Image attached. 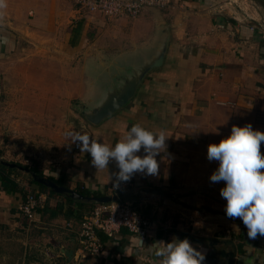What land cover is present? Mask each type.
Masks as SVG:
<instances>
[{
    "label": "crops",
    "instance_id": "crops-1",
    "mask_svg": "<svg viewBox=\"0 0 264 264\" xmlns=\"http://www.w3.org/2000/svg\"><path fill=\"white\" fill-rule=\"evenodd\" d=\"M66 1L61 7L55 0H6V8L0 10L4 23H13L12 18H19L28 8L36 13L37 26L28 31L15 21L14 31L0 27V76L6 72L1 59L6 45L11 47L17 36L26 33L45 40L35 43L37 49L63 51L66 62H77L81 73L78 78L47 76L43 85H16L11 90L12 94H45L50 107L60 99L85 94L89 72L85 63L94 70L91 81L99 83L104 70L117 80L125 76L121 81L143 71L134 96L117 115L100 124H84L79 133L114 147L135 124L164 132L167 148L156 157L158 174L135 173L132 185L122 194L126 192L127 199L151 217L156 227L146 239L126 228L113 234L101 232L103 252L79 258V222L93 207V200L75 198L80 202H70L65 197L68 194L40 191L32 182L26 186L12 171L10 177L17 188H5L0 178V264H159L157 257L148 254V246L156 241L171 242L176 232L177 239L187 238L197 250L206 251L207 246L197 245L195 237L206 240L214 231L210 204H196V213L171 204L154 189L173 181L175 194H193L196 197L188 201L197 203L198 195L213 193L197 181L209 179V161L196 154L191 159L195 163L190 166V188H182L178 170L187 155L176 148L191 144L204 147L206 153L208 145L228 136L233 125L251 124L254 130L264 132V9L259 6L252 14L243 0H168L167 6L148 7L137 17L108 18L81 13ZM150 66L153 68L144 70ZM0 81L4 86L5 81ZM261 152L264 154V143ZM63 155L67 157L66 168L52 169L49 178L64 176L71 189L79 191L81 187L104 194L117 183L114 173L119 169L114 161L108 168L96 169L90 154L81 152L75 143ZM137 155L143 156V149ZM31 185L36 189L33 192L46 195L45 207L32 223L19 210ZM222 217L219 230L229 227V218ZM199 226L203 227L200 231ZM227 237L236 241L237 264H264V237L249 239L247 229ZM222 247L221 254L225 252Z\"/></svg>",
    "mask_w": 264,
    "mask_h": 264
},
{
    "label": "rangeland",
    "instance_id": "rangeland-1",
    "mask_svg": "<svg viewBox=\"0 0 264 264\" xmlns=\"http://www.w3.org/2000/svg\"><path fill=\"white\" fill-rule=\"evenodd\" d=\"M243 2V6L245 5L252 14H255L259 6L264 9V0H243ZM55 3L61 7L67 5L66 0H55ZM31 10L27 8L19 18H12L13 23L7 22L8 20L4 23L5 20L0 19V27L4 25L13 28L12 30L14 31V23L16 21L18 26L21 25V27H25L29 31L31 27L37 26L34 21L36 13L31 12ZM22 36H17L11 47L6 45L1 58L4 60L6 72L0 76L2 81H5L4 86L0 81V90H2L0 92V163L2 164L1 161L4 160L17 163L25 168H38L44 173L43 176L48 177L52 169L62 170L66 168L67 157L63 155V152L71 144L67 134L69 132H80L84 124H94L87 118L85 113L105 100L104 96L107 90L112 88L109 81L111 77L104 70L101 73V83L91 81L93 80L94 70L89 68L90 64L87 65L85 63L86 70L89 71L86 74L85 94L79 97L71 96L60 99L52 105L53 107L49 106L50 101L45 94H12L11 90L14 87L16 88V85H20L22 88L23 86H31V84L40 86L43 85L47 76L81 77V73L79 74L77 70V62L73 64L67 63L66 55L63 51L51 52L41 48L37 49L35 43L45 42L44 39L40 41V39L30 33ZM100 85L101 87L96 90L95 87L97 88ZM3 91L10 94H3ZM38 101L39 103L36 105ZM46 106L47 108H45ZM121 109L114 114L117 115ZM106 120L107 118L104 119V121ZM171 151H174V148H171ZM176 151L178 153L185 152L187 155V158H183L181 169L178 172L182 188H190L192 181L190 180V166H194L192 163H195L191 162V159L196 154H202L204 159L207 160V152L205 153L204 147L197 148L191 144L178 146ZM171 161L173 163L172 159ZM208 163L207 172L210 176L218 167V162L212 161ZM14 171L18 177L20 175L23 178L22 181L26 182V186L31 184L32 175L29 171L20 167H14ZM195 181L196 172L193 183ZM197 181L199 183L202 182L213 190L211 194L198 195L197 203L188 201L190 198L196 197L193 194H175V183L173 181L165 187H155L154 190H158L160 197L165 196L166 199L171 200V204L182 205L196 213H198L196 204L206 207L208 206L206 202H208L212 210L211 213L215 218L214 231L206 240L199 238V236L195 237L197 238V245L199 243L202 246H207V250L203 251L205 255L203 264H230L231 260L234 262L233 264H237L238 247L236 241L230 237L226 238V235L238 234V232L246 228L241 220L229 219V227L219 230L218 224L223 218L222 215L226 216L224 211L226 201L220 196V189L224 187V184L223 182L212 183L210 179L207 180L205 178L201 181L197 179ZM34 187V185H31L28 191H35ZM179 187H176V189H179ZM125 189L126 187L124 191ZM111 193L113 191L109 194ZM123 198L128 200L126 192ZM92 202H94L93 205L97 204L96 201ZM202 228V226H199V231ZM178 232H181V230ZM178 238H180L179 235ZM181 238L183 237L181 236ZM176 239L177 232L170 237L171 241ZM221 245H224L222 248H225L224 251L226 253L235 251L236 255L221 254ZM39 253L41 252L39 251Z\"/></svg>",
    "mask_w": 264,
    "mask_h": 264
},
{
    "label": "clouds",
    "instance_id": "clouds-1",
    "mask_svg": "<svg viewBox=\"0 0 264 264\" xmlns=\"http://www.w3.org/2000/svg\"><path fill=\"white\" fill-rule=\"evenodd\" d=\"M6 0H0V10L6 8ZM71 143H77L80 151L91 156L96 169L108 168L115 162L119 169L114 173L117 183L129 181L139 172L155 176L159 172L156 157L166 150L168 139L163 131L153 132L135 124L114 147L98 142L87 134L69 132ZM264 132L254 130L251 124L233 125L228 136L219 143L207 147L209 162H218L210 175L212 183L223 182L220 196L226 201V217L239 219L247 229L249 239L264 237V154L261 144ZM143 149L144 155H137ZM143 247V241L140 240ZM149 255L159 259V264H203L205 255L191 242L176 239L171 242L156 241L147 248Z\"/></svg>",
    "mask_w": 264,
    "mask_h": 264
},
{
    "label": "built area",
    "instance_id": "built-area-1",
    "mask_svg": "<svg viewBox=\"0 0 264 264\" xmlns=\"http://www.w3.org/2000/svg\"><path fill=\"white\" fill-rule=\"evenodd\" d=\"M78 7L81 13H99L108 18L121 16L137 17L148 7L163 8L168 5V0H68ZM238 2V0H231ZM75 147L79 148L77 143ZM1 170V163H0ZM132 185L127 182H119L111 187L113 191H123ZM46 195L43 193L28 191L19 206L22 215L28 222H35L37 212L44 208ZM79 258L88 255H99L104 250V243L100 233L113 234L126 228L135 236L146 239L154 230L155 223L145 213L138 209L129 200H116L93 205L79 222Z\"/></svg>",
    "mask_w": 264,
    "mask_h": 264
},
{
    "label": "water",
    "instance_id": "water-1",
    "mask_svg": "<svg viewBox=\"0 0 264 264\" xmlns=\"http://www.w3.org/2000/svg\"><path fill=\"white\" fill-rule=\"evenodd\" d=\"M150 8H157V7H150ZM162 61V59H161ZM161 61L158 63L160 64ZM157 65V64H156ZM144 68V67H143ZM153 66L146 67L144 70L148 71ZM142 69V68H141ZM144 76V72L141 70L137 72L134 75H130L128 78L126 77L124 81H121L122 78L125 76H120L119 80L116 79V76L111 77L110 83L112 88L107 90L105 97V100L100 103L98 106H94L89 112H86L87 118L93 122L94 124H100L104 119L110 117L114 113H116L119 109L124 107L129 100L134 96L136 92L137 86L140 84L142 78ZM118 78V77H117ZM2 164L14 168V167H20L23 169H26L29 171L32 175V177L44 184L46 187L49 189H52L53 191L61 194H68L73 198L77 199H86V200H93L96 201L97 203H104V202H110V201H116V200H122L123 198V191H116L111 194H103L99 196H89V195H84L81 192L71 189L67 186L60 185L57 183L55 180L50 179L48 177H45L39 173H37L35 170L30 169V168H25L23 166H19L17 163H12L9 161H1ZM223 254L227 255H232L235 256L236 252L232 251L229 253L223 252ZM234 262L231 260L230 264H233Z\"/></svg>",
    "mask_w": 264,
    "mask_h": 264
},
{
    "label": "trees",
    "instance_id": "trees-1",
    "mask_svg": "<svg viewBox=\"0 0 264 264\" xmlns=\"http://www.w3.org/2000/svg\"><path fill=\"white\" fill-rule=\"evenodd\" d=\"M33 170L37 171L39 174L41 175H44V173L39 170L38 168H33ZM14 171V168H11V167H8L4 164H1V170H0V178L3 182V185L5 188H12V187H15L17 188V183H15L14 180L11 179L10 177V174L11 172ZM51 179L55 180L57 183H59L60 185H64V186H69L67 181H66V178L63 176V177H60V178H55L54 176H50ZM31 182L32 183H35L39 186V189L40 191H49L50 193L52 194H59V193H56L55 191L51 190V189H48L44 184L34 180V179H31ZM82 194L84 195H89V196H99V195H103L104 193H101V192H93L87 188H79L78 189ZM27 191L25 192V195H26ZM66 199L70 202H80V200H77L69 195H65ZM25 198V196H24ZM23 198V199H24ZM82 203V202H81ZM84 204V203H82Z\"/></svg>",
    "mask_w": 264,
    "mask_h": 264
}]
</instances>
